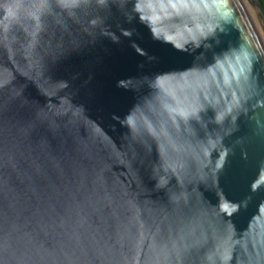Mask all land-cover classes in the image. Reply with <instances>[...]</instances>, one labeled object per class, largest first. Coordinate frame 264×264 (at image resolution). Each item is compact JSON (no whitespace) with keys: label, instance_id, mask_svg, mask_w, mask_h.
I'll return each instance as SVG.
<instances>
[{"label":"water","instance_id":"obj_1","mask_svg":"<svg viewBox=\"0 0 264 264\" xmlns=\"http://www.w3.org/2000/svg\"><path fill=\"white\" fill-rule=\"evenodd\" d=\"M0 264H264L246 0H0Z\"/></svg>","mask_w":264,"mask_h":264},{"label":"rangeland","instance_id":"obj_2","mask_svg":"<svg viewBox=\"0 0 264 264\" xmlns=\"http://www.w3.org/2000/svg\"><path fill=\"white\" fill-rule=\"evenodd\" d=\"M246 2H247L249 8L251 9L253 15L255 16V18H256L258 24L260 25V27H261V29H262V31H263V33H264V23H262V21H261L260 18H258V15H257L258 12H257L256 8H255V7L249 2V0H246Z\"/></svg>","mask_w":264,"mask_h":264},{"label":"trees","instance_id":"obj_3","mask_svg":"<svg viewBox=\"0 0 264 264\" xmlns=\"http://www.w3.org/2000/svg\"><path fill=\"white\" fill-rule=\"evenodd\" d=\"M261 3H262V5L264 6V0H259Z\"/></svg>","mask_w":264,"mask_h":264}]
</instances>
